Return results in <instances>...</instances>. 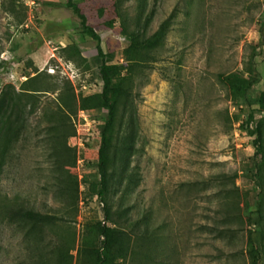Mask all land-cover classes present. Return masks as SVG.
Returning <instances> with one entry per match:
<instances>
[{
  "label": "rangeland",
  "instance_id": "1",
  "mask_svg": "<svg viewBox=\"0 0 264 264\" xmlns=\"http://www.w3.org/2000/svg\"><path fill=\"white\" fill-rule=\"evenodd\" d=\"M73 2L113 64L127 65L123 20L143 37L170 21L152 53L155 61L132 74L130 102L116 127L108 225L125 233L127 251L116 264H250L249 236L264 244V221L256 211L261 200L264 214V190L253 177L261 158L247 132L259 122L264 140V0ZM66 3L0 0V56L10 58L0 60V90L12 86L21 93L35 76L45 90L37 93L38 108L27 116L0 172V205L5 196H17L25 208L57 219L33 229L9 223L0 212V264H39L40 253L44 264H52L60 246L76 264L79 246L105 217L96 193L98 140L80 151L83 139L68 138L66 147L79 149L83 162L66 167L54 154L63 148L66 155L63 140L58 143L49 129L48 116L65 82L82 98L99 94L102 86L95 43ZM233 72L259 77L247 101L234 99L217 78ZM79 110L70 115L71 124ZM85 111L102 122L100 138L106 111ZM262 254L264 264V248Z\"/></svg>",
  "mask_w": 264,
  "mask_h": 264
},
{
  "label": "trees",
  "instance_id": "2",
  "mask_svg": "<svg viewBox=\"0 0 264 264\" xmlns=\"http://www.w3.org/2000/svg\"><path fill=\"white\" fill-rule=\"evenodd\" d=\"M66 7L70 9L79 19L84 33L95 43L96 55L95 62L98 64V75L102 82L99 94L86 97H77L69 82H65L55 99L58 107L51 111L49 117L50 130L55 134L54 138L66 149V155L63 148L54 151L56 162L66 167H75L77 155L74 150L66 147L68 138L75 135L73 125L70 123V115L75 114L78 109L84 110H105L106 118L103 122L97 150V168L99 169L100 180L96 184V193L101 198L104 205L105 217L103 222H98L93 226L92 237L90 241L83 242L77 251L76 264H116V259L122 258L127 254L126 248H123L125 233L119 229L108 225L113 222L110 217L107 194L110 188L111 175L110 170L116 164V154L118 147L115 142V133L118 121L120 119V110H127V104L130 102L129 83L132 80V74H135L136 68L140 64L155 61L152 54L164 42L169 32L170 21L162 22L158 29L149 37L141 36L139 27L129 31L126 22L123 20L122 31L127 38L128 45L125 50L127 65L111 63L112 56L104 52L101 46L100 36L94 29L87 24L85 16L73 0H67ZM120 17V15H118ZM77 57H81L79 52L73 47ZM127 73V74H126ZM129 75V76H128ZM218 80L225 85L234 99L247 101L249 92L258 83L259 77L253 74L251 77L244 76L241 72L230 74H218ZM38 76L28 79L21 90L17 93L12 86H7L0 90V172L7 158L11 155L12 144L17 141L22 131L25 129L26 118L35 113L38 108L39 100L37 93L44 92L43 88L37 82ZM65 121L68 122L65 126ZM254 121L252 114L248 116L247 124L250 126ZM66 128V130H65ZM248 134L253 138L255 156H260L261 162L254 164L253 177L260 190H264V140L262 137L260 123L256 122ZM61 139V140H60ZM117 148V149H116ZM75 196H78L79 184L72 177ZM1 202V201H0ZM262 201L257 203V215L261 221H264V214L261 209ZM0 212L8 218L9 223L27 224L33 229H41L54 225L57 220L55 216L41 214L32 209H27L21 205L17 196L12 199L4 197ZM259 221H257V224ZM36 246L40 240L37 239ZM41 246H37L39 252ZM74 246L72 247V249ZM264 244L258 238H252L250 235L246 245V251L250 264H262ZM66 252V258L65 253ZM114 256L118 257L115 258ZM37 261V260H36ZM46 259L40 253L38 255L39 264L46 263ZM74 257L70 255L69 249L64 251L60 246L57 248L52 264H74Z\"/></svg>",
  "mask_w": 264,
  "mask_h": 264
},
{
  "label": "built area",
  "instance_id": "3",
  "mask_svg": "<svg viewBox=\"0 0 264 264\" xmlns=\"http://www.w3.org/2000/svg\"><path fill=\"white\" fill-rule=\"evenodd\" d=\"M0 60L4 62H8L10 58L8 56L6 57L5 54L2 53L0 56ZM72 125L75 130L76 138L78 140L83 139L82 140L83 144L81 142V148H79L80 151L85 150V148L88 150L92 148V143L94 142V140H98L99 143V138L97 137V127L102 125V122L95 118V114H92L85 110H79L76 117L73 119ZM79 149H76V155H77L76 165L78 162L79 164L83 162V157L80 155Z\"/></svg>",
  "mask_w": 264,
  "mask_h": 264
}]
</instances>
